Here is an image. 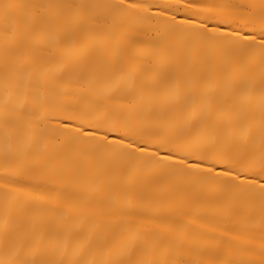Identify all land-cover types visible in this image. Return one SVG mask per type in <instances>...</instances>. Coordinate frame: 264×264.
<instances>
[{"label": "bare ground", "instance_id": "obj_1", "mask_svg": "<svg viewBox=\"0 0 264 264\" xmlns=\"http://www.w3.org/2000/svg\"><path fill=\"white\" fill-rule=\"evenodd\" d=\"M0 264H264V0H0Z\"/></svg>", "mask_w": 264, "mask_h": 264}]
</instances>
